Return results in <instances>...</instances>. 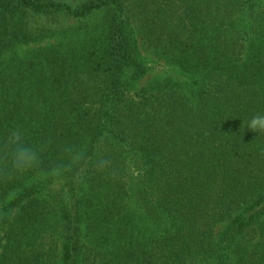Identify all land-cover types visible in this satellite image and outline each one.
Returning a JSON list of instances; mask_svg holds the SVG:
<instances>
[{
    "label": "trees",
    "instance_id": "1",
    "mask_svg": "<svg viewBox=\"0 0 264 264\" xmlns=\"http://www.w3.org/2000/svg\"><path fill=\"white\" fill-rule=\"evenodd\" d=\"M134 22L186 79L130 94ZM258 112L264 0H0V264H264Z\"/></svg>",
    "mask_w": 264,
    "mask_h": 264
},
{
    "label": "rangeland",
    "instance_id": "2",
    "mask_svg": "<svg viewBox=\"0 0 264 264\" xmlns=\"http://www.w3.org/2000/svg\"><path fill=\"white\" fill-rule=\"evenodd\" d=\"M133 27L136 29V38H137V45L138 51L140 55V59L146 69L145 74L143 77L135 84L133 88H131V95H134L141 87L148 85L153 79L159 77H172L177 79H186L180 68L170 62H168L164 57L159 55L154 51L152 47L148 45V43L142 38L141 35L138 34V28L136 23H133ZM45 43L47 41H44ZM34 44L25 45L22 44L19 49V53L23 54L24 52L28 51L30 48H34ZM58 172H54L52 176H55ZM66 179L63 177H56L50 186L46 188L47 193H50L54 190L63 189ZM3 235V230L0 231V238Z\"/></svg>",
    "mask_w": 264,
    "mask_h": 264
},
{
    "label": "clouds",
    "instance_id": "3",
    "mask_svg": "<svg viewBox=\"0 0 264 264\" xmlns=\"http://www.w3.org/2000/svg\"><path fill=\"white\" fill-rule=\"evenodd\" d=\"M247 128L255 133H264V113L254 114ZM39 163L36 149L27 145L21 130L14 129L0 145V164L10 172H25Z\"/></svg>",
    "mask_w": 264,
    "mask_h": 264
}]
</instances>
